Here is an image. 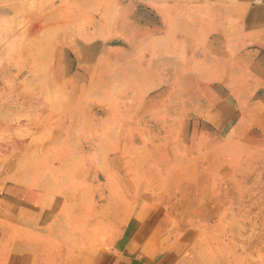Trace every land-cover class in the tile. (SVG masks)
I'll return each mask as SVG.
<instances>
[{
  "label": "rangeland",
  "instance_id": "rangeland-1",
  "mask_svg": "<svg viewBox=\"0 0 264 264\" xmlns=\"http://www.w3.org/2000/svg\"><path fill=\"white\" fill-rule=\"evenodd\" d=\"M263 1L0 0V254L264 264Z\"/></svg>",
  "mask_w": 264,
  "mask_h": 264
},
{
  "label": "crops",
  "instance_id": "crops-1",
  "mask_svg": "<svg viewBox=\"0 0 264 264\" xmlns=\"http://www.w3.org/2000/svg\"><path fill=\"white\" fill-rule=\"evenodd\" d=\"M247 16V26H248V35L255 34L258 31H262L264 34V1L262 4H250L247 8L246 12ZM264 41V36L262 38ZM244 54H258V50H247ZM264 54V53H260ZM25 242V241H24ZM29 242V239L28 241ZM16 243V240H12V246L8 247L6 246L4 249L2 247L1 254H0V264H63L61 263V257L62 254H56L55 252H51V255H47V250L42 247L38 249V256L34 259V262H32L29 258L23 257L18 253V248H15L14 244ZM26 243V242H25ZM30 243V242H29ZM4 250V251H3ZM21 256L23 258H21ZM149 257V255H147ZM5 257V258H2ZM116 259V258H115ZM93 260V264H94ZM127 264V258L123 255L122 258H118L116 260H111V256L107 258L106 260H103V264ZM101 263V264H102ZM70 264H83L80 260H73L70 262ZM154 264V263H153ZM155 264H159V261ZM163 264V263H161Z\"/></svg>",
  "mask_w": 264,
  "mask_h": 264
},
{
  "label": "built area",
  "instance_id": "built-area-1",
  "mask_svg": "<svg viewBox=\"0 0 264 264\" xmlns=\"http://www.w3.org/2000/svg\"><path fill=\"white\" fill-rule=\"evenodd\" d=\"M255 2H261L262 0H254Z\"/></svg>",
  "mask_w": 264,
  "mask_h": 264
},
{
  "label": "bare ground",
  "instance_id": "bare-ground-1",
  "mask_svg": "<svg viewBox=\"0 0 264 264\" xmlns=\"http://www.w3.org/2000/svg\"><path fill=\"white\" fill-rule=\"evenodd\" d=\"M81 252H82V251H81ZM81 252H80V253H81ZM83 252H84V251H83Z\"/></svg>",
  "mask_w": 264,
  "mask_h": 264
}]
</instances>
